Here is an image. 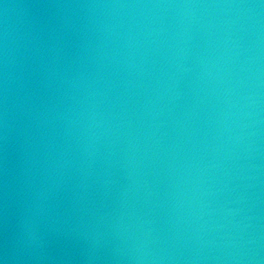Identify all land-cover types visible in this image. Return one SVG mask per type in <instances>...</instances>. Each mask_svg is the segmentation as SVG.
Segmentation results:
<instances>
[{"label": "water", "instance_id": "obj_1", "mask_svg": "<svg viewBox=\"0 0 264 264\" xmlns=\"http://www.w3.org/2000/svg\"><path fill=\"white\" fill-rule=\"evenodd\" d=\"M0 264H264V0H0Z\"/></svg>", "mask_w": 264, "mask_h": 264}]
</instances>
